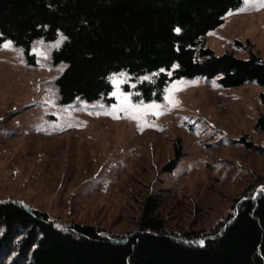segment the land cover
Segmentation results:
<instances>
[{"label": "rangeland", "instance_id": "rangeland-1", "mask_svg": "<svg viewBox=\"0 0 264 264\" xmlns=\"http://www.w3.org/2000/svg\"><path fill=\"white\" fill-rule=\"evenodd\" d=\"M250 2L257 6L243 0L206 34L217 54L246 58L251 49L264 57V6ZM64 39H36L35 64L12 40L0 45V201H22L63 224L126 233L152 194L170 229L195 236L225 221L240 197L264 192L262 86L225 88L220 75L200 74L170 82L161 101H145L135 98V86L158 72L133 79L121 70L110 75L113 102L62 104L55 79L66 63H53L52 52ZM150 104L159 107H144ZM243 135L256 147L236 141ZM177 143L184 156L164 171Z\"/></svg>", "mask_w": 264, "mask_h": 264}, {"label": "trees", "instance_id": "trees-1", "mask_svg": "<svg viewBox=\"0 0 264 264\" xmlns=\"http://www.w3.org/2000/svg\"><path fill=\"white\" fill-rule=\"evenodd\" d=\"M242 1L0 0V45L12 40L35 64L33 42L62 33L52 52L53 63H66L55 79L62 104L78 97L113 102L110 75L121 70L133 79L158 72L135 86V98L145 101H161L170 82L200 74L220 75L225 88L248 82L264 88L263 56L251 49L246 58L232 50L217 54L206 43V34ZM259 98L264 104V89ZM257 127L264 129V114ZM236 141L256 147L244 135ZM176 146L164 171L184 156ZM157 207L148 195L136 228L116 233L92 223L63 224L48 211L1 200L0 264H264V192L240 197L225 221L195 236L170 229Z\"/></svg>", "mask_w": 264, "mask_h": 264}, {"label": "snow or ice", "instance_id": "snow-or-ice-1", "mask_svg": "<svg viewBox=\"0 0 264 264\" xmlns=\"http://www.w3.org/2000/svg\"><path fill=\"white\" fill-rule=\"evenodd\" d=\"M245 3L248 5V7H254V6H257V5H255V4H253V3H251L250 0H245ZM259 6H264V0H259ZM242 10H247V8L242 9ZM175 31H176V32H180V29L177 28V29H175ZM10 46H11V42H8L7 44H4V45H3V47H10ZM161 71H163V70H161ZM144 79H148V77H145ZM115 94H116V93H113V95H115ZM124 101H125V102L128 101V97H127V96L124 97ZM169 102L171 103L172 101L170 100ZM144 107H146V108H148V109H155V108H158L159 106L156 105V104H150V105H146V106H144ZM128 108L132 109V111H137V112L140 111V106H135V105H131V104H129V105H128ZM125 110H127V109H125ZM130 118H132V119H138L137 116H131ZM200 243H201V245H202V244H203V241H201Z\"/></svg>", "mask_w": 264, "mask_h": 264}]
</instances>
